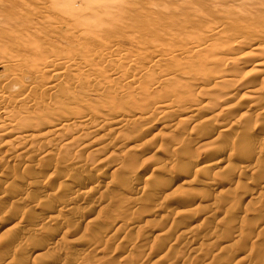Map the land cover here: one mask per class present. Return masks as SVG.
Segmentation results:
<instances>
[{
	"label": "rangeland",
	"instance_id": "rangeland-1",
	"mask_svg": "<svg viewBox=\"0 0 264 264\" xmlns=\"http://www.w3.org/2000/svg\"><path fill=\"white\" fill-rule=\"evenodd\" d=\"M117 1H119L120 4L124 3V0H121L123 2H121L120 0ZM0 2H4V5L7 4L10 7L9 8L6 5L3 8V10H0V20L4 21L5 20L4 17L6 15H11L12 17V15L15 14L14 12H19V14L22 15L24 10H25L24 16H20V17H25L29 19L30 18L41 19L39 18V15H34L33 13L34 11L32 9H29V11L32 12L31 14L29 11H27V9H22V7L17 6L16 4L17 1L13 5L6 2V0H0ZM127 2L128 0H125V3ZM129 2L125 5H128ZM130 4H132L133 6H131ZM130 4L129 5L131 6V8L129 7V5H128L129 8L126 6L127 9L121 11L120 14L117 15L118 18L117 17L114 18L115 23L118 20L119 22L117 23L120 24L121 22L122 25L119 26L116 23V25H118L119 28H121L120 30L118 26L116 27L117 29H119L121 33L117 34V32H119L117 30L115 35H113L112 37L115 49L118 51V53H120V55L123 54L125 56L126 55L135 56V52H137L136 49H138L139 43L143 42L140 45L143 46L147 50V52L149 51L148 53L149 57L147 56L148 60L146 59L147 57L137 58L133 66V70L135 71L141 69L142 67H147V66H149L151 69L153 68L154 70H158V67L160 66L162 68L159 67V69L164 68L165 73L169 77H172L174 75L172 78H180L179 76H181L180 75L181 70H179L180 68H177L178 70H176V67H172L171 65L173 64L175 66V63L179 64L178 63L179 61L180 64L181 62L183 63V61L187 62V59L181 58L178 60V62L171 64V62H169L171 60H169L168 57L158 58L160 53L162 54L164 50L162 48L165 47L167 48L168 44L171 43L169 39L172 40V44L175 46L174 48H180L178 47L180 43H181L180 46H182L183 48L194 47V45H192L193 43L195 44V46H197V43L199 44V41L197 42V38L191 37L186 39L182 37L180 35L182 31H193L196 33L198 32L200 35L201 34L203 35V31L201 32V30H203V27L205 28L207 27L206 33L204 32L205 33L204 36H211V39L213 40V42H215V39H217L216 41H218L219 39L226 40L225 38H223L226 37V35L220 34L223 37L219 35H214L217 36L214 37L210 33L208 34L207 30L210 27L214 28V26H216L215 28L224 27L223 28L224 31L229 35V36L227 35L228 36L227 38L235 41L236 39L239 40V37L241 36L243 37L246 36L245 38H247L253 35L255 36L253 38L256 37L258 38V35L260 34V30H261V28L258 25V22H264V0H131ZM134 5L136 8H134ZM1 13L4 14L2 15ZM27 13H29L30 15ZM167 22L169 23V25ZM124 23L126 25L128 24L127 26L125 25L127 28L128 26H130L129 29H124L125 27L123 26ZM8 24L9 23L6 22L4 24L5 25L4 27H7ZM131 26L133 28H131ZM241 26L243 28V31H241L242 30ZM251 27L253 29H251ZM198 28L199 31H197ZM46 30L47 29L44 28V31ZM166 31H168V33ZM169 32L171 35H169ZM229 32L230 34L233 35L236 34L234 35L236 39H233L234 36L232 35L231 37ZM116 34L119 36L124 35L123 39H118L117 37L119 36H117ZM114 36L116 37V39ZM121 36L119 38H122ZM182 38L189 40V42L184 41ZM0 39L4 40V38L3 39L0 38ZM156 39H158L156 45L159 43L157 46L155 45ZM135 40H139L138 43ZM166 40H168L169 43ZM175 40L176 41L180 40L179 41L180 43L176 42ZM151 42L153 43L152 45ZM177 43L179 44L178 46ZM162 44H165V46L163 45L164 46L163 47ZM150 45L151 46L154 45V48H152ZM63 47H64L63 45H59L55 47L56 48L55 50L60 51V49L57 48H63ZM93 47L94 45H91L89 48H93ZM5 52H9V50L5 48ZM17 52L18 50L16 51V53ZM19 52L24 53L23 51H19ZM156 54L158 55L157 57L155 56ZM204 54L207 53L204 51ZM151 58L153 59L151 60L152 63L150 61ZM112 63L111 62L104 63L103 68L106 72L113 71L110 75V79H112L115 85L117 82H118L117 85H119L120 84L119 82L123 83L122 79L125 76H129V74L125 73L123 75H118L117 71L119 70V67L121 65L119 66V64L116 63L112 64ZM167 68H169V71ZM245 72L247 71H243V73ZM41 80L42 79H40L39 77L28 80L26 76L20 74L16 80H12L11 82H9V85H7V87L4 86L3 90L9 91L11 95L13 94L20 95L21 94L20 91L23 90L25 84L31 85L29 93L26 94L25 97H21L23 98L22 100L16 102L18 99L16 98L15 100L16 103L14 102L12 105L11 104L9 105V103L5 104V109L12 110L13 112L15 108H19V107L21 108L25 104L27 109L29 108L28 110L30 111L26 110V115L21 114V117L24 116L28 121V123H31L35 119H38L40 122H45V121L54 122L55 120H61L64 122V120L66 121V119L69 120L71 118L70 115H73V113L84 111L82 106L85 105L84 104L85 102L86 105L97 106L98 104L101 103L100 101L103 100V96L101 97L95 92L97 90L96 86H92L90 90H81L79 86H74V85L72 86V84L69 83L70 81H68L69 80L68 75H66L63 78L64 84L57 87L55 92L50 95V98H48L49 93H47L45 90H42L40 86V85H45L47 80H43L42 83ZM66 86L71 88L70 96L68 91L65 92ZM255 88L257 87H254V89ZM124 89H126V86L123 87V90ZM248 95L249 94L247 92L244 93V91H238L237 93L233 94L234 97L231 96L225 99L222 105L223 107L217 109L218 111L216 110L217 114L220 113L218 118L219 120L217 123L221 125L223 124V122L229 124H231L232 121L235 122L234 123L235 125L231 124L232 126H234L232 127L234 129V132L232 131L233 130L232 129L230 131H227L226 132L227 134L225 133V131H224L225 134H222L223 131L220 128H218V131L216 132L217 134L215 133L213 137H210L209 139L201 142V144L205 143L202 146H199L198 144L199 139L197 134H195V136L194 134H191L185 139V137H183L182 135L180 136V134L178 135V133L174 134L175 132L174 127L176 125L170 127V129L169 128L165 129L160 125L154 124L153 127L151 128L152 126L151 122L153 123V121L148 122L150 123L148 128L151 129L149 133H147L146 137L147 138L152 137L150 141L151 144L149 143L147 147H144L142 149V152L138 155V157H136V159L130 160V161L135 160L134 162H130V164L131 163L135 164L136 162L135 166H133L132 164L133 168L131 167L130 169L133 172L130 173L129 171H127L121 173L119 170L115 174L117 175L119 173L118 176L119 178L114 177L115 175L112 176L111 174H109L110 173L109 171L112 170L111 167L113 165L121 162L120 160L123 159L122 163L125 162L124 155L126 154L124 153H126V151L124 152V149L122 148L123 149L122 152L119 153L118 151H121V149L111 150L105 145V144L107 145L109 144V141L107 142V140L109 139L111 143V140L113 139V138L111 139V137L114 136V134H112L114 132L112 131V133H110L111 128L106 125H104L99 131H96V133L91 134L86 138L87 147L85 146V148L82 149H80L79 147L78 149L81 150V151L80 150L77 151L79 152V154L76 153L74 156L73 155L69 156L68 153L63 154V157L64 156L66 157V158L64 157V160H59L58 157L61 155L59 152V156H58L57 154L58 150L55 151L57 152L56 154L55 152L52 153L53 155L50 153L51 156H49L50 154L45 155L44 156L45 159L40 157L36 158V156H28V155L27 157L23 155L22 157L20 156L21 158H19L18 153L15 155L13 153H9L3 147H0V248H1L0 264L3 263L5 264L6 261L12 263L14 262L15 264H34V263L35 264H46V263L47 264H97L99 259L100 260L98 264H206V263L207 264H253L252 261L253 262L256 261L255 264H264V233H263L264 232V206H263L264 190L262 189L263 187L262 185H264V180L260 184V189L256 191V192L260 191L259 195H257L254 186L258 178L257 174L259 172V169L257 168L258 172L255 170L256 168H254L252 171L244 170V172L240 168L239 171H237L238 169L233 170L236 166H241L242 168L250 165L243 162L242 159L244 158V156L255 157V158L259 157L260 161H262L261 162L262 167L264 168V123H263L264 114L258 116L259 118H257L255 121L257 122V124H259L258 122H261L263 125L259 126L258 129L254 131H249L248 133L246 130L244 131V129H247L246 125L247 126L251 125L250 126L251 128L253 126L252 124H254L255 122L254 123L251 122L248 124L247 123L239 124L236 122L237 121L236 118H238L237 116L239 114V111L243 109L246 110L249 108L248 107V105L250 104L249 99H242L244 97L248 98L249 97ZM67 96L69 98L66 100ZM74 96L77 98L81 97L80 99L82 100V102L80 100L77 101V103L72 104L71 103L72 101H68L70 100V97H74ZM55 97H57V100ZM29 100L31 101L44 100L46 101V103H48L49 105L51 104L52 106L46 107L45 109L37 108L38 110L37 109L35 110L36 107L32 106ZM58 100L59 102H57ZM27 102H29V104ZM232 104L234 106L233 112L235 114L232 113L233 115L230 114L231 115L230 116L226 110V107L227 106L228 108L230 106L232 107ZM243 104L245 107L248 108H244ZM68 105H70L69 108ZM56 107L61 108L60 109L61 112L58 111L60 112V114L58 113L56 115V113L53 111L52 108L56 109ZM74 110L77 111L73 112ZM235 110L237 113L235 112ZM27 111L29 112L30 115L27 113ZM40 111L41 113H39ZM226 112L229 115L227 118L224 117L226 115ZM62 113L64 115H62ZM66 114L67 116H65ZM76 114L77 113H75V115ZM36 117H43V118L40 119ZM29 118L31 119L29 120ZM135 126L138 129H143L147 127L144 126L142 128L141 126L138 125ZM107 128L109 129V133ZM184 128L187 132L188 131L187 129H189L190 127H184ZM69 130L67 128V131L65 130V132H63L64 138H66V136H68L69 133L72 134V132ZM229 132L230 134L231 132L235 134L230 135ZM31 134L34 135L33 133H30V135ZM161 134L162 135L171 134V136L176 135L175 138L178 136L181 137L180 139L182 140V142L184 141L183 143L187 142V147H188L187 151L185 153L181 152L182 150L180 149L181 150L180 151L178 149V146H176L177 144L176 145L173 144L175 147L171 148L172 145L171 141L175 143L174 142L175 139L173 138V136H172L173 140L171 139V136L168 138V141L171 140L170 142H166L167 141L166 138L164 141L166 143L164 145V143L161 142L162 139L164 140L163 138L164 136L162 137ZM239 134H241V136ZM231 136H232V140L230 138ZM140 137L136 142L129 144V146L130 145L133 146L134 150L140 148V145L142 143V137L141 138ZM238 138L240 140H238ZM180 139L178 142H180ZM245 139H248L249 142L246 143ZM139 140L140 142H138ZM63 143L64 141L62 142V144ZM219 146H222L221 148H227V149L231 148L233 151L232 152L233 157L225 158V156H221L218 153V149H217L219 148ZM105 147H107L106 150ZM37 148L39 150H42L43 147L38 146ZM177 150H179L178 151L180 152L179 154H177L178 153ZM16 156L18 157L16 158ZM209 157L211 159L210 161L212 160L214 161L216 159H221V161L216 166H211V167L203 166L202 169V165L207 163L206 161L207 158L209 160ZM11 158L13 159V161L11 163H8L7 160ZM60 158L63 159L62 156ZM59 161L61 162V164ZM171 161H174L176 163V166L174 165L175 166L174 169L173 166L167 168L168 163H170ZM192 161H195V163L193 164ZM158 163L159 164L161 163V165L163 164L162 165L163 167L160 169L157 168L156 171L155 170L152 171L151 168L159 165ZM184 166L185 167L187 166L189 170L184 175L183 174L181 175L180 173L181 170H184L185 168ZM52 167L53 169L57 168L56 170H54V173L51 172V170H53ZM75 167L79 169L75 170L76 169ZM104 167H105L104 170L105 175L103 176L102 174L103 177L98 178L97 173L99 172V169L100 168L102 169ZM198 167L200 170L198 169ZM46 168L47 170H45ZM166 168L170 171H168ZM166 172L169 174H167ZM262 172H263L262 177H264V169ZM125 173L126 175H124ZM39 174L43 176H40ZM125 176L128 177L131 176V179L128 177L125 178ZM171 176L172 178H170ZM147 177L149 178V180H147L148 179ZM79 178L83 179L86 183L83 185V187L81 186V189L80 187L75 188L72 186L73 180ZM97 179L100 182V184H98V189H97L99 191L96 192L91 197H88V199L85 198L84 200L78 197L76 200L71 201L69 200L70 197L68 195H65L66 194L65 190L70 188V186L73 187L72 191L78 190L77 192H82L83 189H87L92 185V183L94 184V182ZM26 180L27 182L29 181V183L31 181L32 184L35 182V184L37 185L33 184L35 186H31L32 184L30 183L31 185H29V183H27ZM36 180L39 181L37 182ZM126 180L128 183L125 182ZM163 180L172 181L170 183L171 184L170 190L171 192L175 191L174 193L175 195L172 194L170 198L169 196L162 197L163 199L157 198V196L155 197V194L151 196V194L154 193V190L156 188L155 186L157 187L158 185L161 186ZM129 183H131L132 186ZM142 186H145L144 189L141 188ZM146 186L149 189L148 191ZM247 188L248 190H252L253 188L254 193L252 191L250 192L248 191L247 194V191H245V189L247 190ZM142 190L144 191L146 190V191L144 192ZM170 190L167 191V194L170 193ZM147 192L148 195L150 194V196L153 197L154 199L152 198L153 199L152 200L151 198H149V200L143 205L141 204V200L148 198L147 197L148 195H146ZM121 194L123 196L129 197L128 200L126 201L121 200L118 197V195ZM64 195L67 196L68 199ZM250 195H252V197ZM37 197L39 198V200ZM241 197H245V200L242 201L243 204L242 203L241 205L238 204L239 206H237L231 213H229L228 211L229 215H227V212H224L226 210L224 208L227 207L229 202L230 203L235 202L238 200V198ZM165 198L166 200H164ZM167 198H169L170 200L169 199L167 200ZM63 199L65 200L67 199L68 202H66ZM248 199L251 200L249 201ZM255 200L257 201L255 205L254 203L251 204L252 202H255ZM62 201L65 203V205H63L64 203ZM247 202L249 204H247ZM70 203H72V205ZM260 203L263 205H260ZM129 205L130 208L128 207ZM211 206L212 207L217 206V208L220 209V210L218 209L219 212L217 211L216 213L217 208L214 209ZM45 207L47 211L49 210L50 212L49 211L47 212L46 209H43ZM47 207H49V209ZM65 207H67L68 209V210L66 209L67 210L66 213H65L66 211ZM14 211L21 212V218L19 220L13 218ZM43 211L45 212L43 213ZM56 211H62V212H60L61 214H57L58 212ZM187 211L190 212L188 213ZM36 213L41 214L43 220H41L40 222L43 221V223L36 222L35 224H32L30 226V223L27 224L28 222L27 220L30 219L31 221L32 220L31 218H33V216ZM62 213L65 214L63 215ZM186 214L188 217H185ZM24 216L26 217V219L24 218ZM56 217L58 218L62 217L61 219L64 220V222H66L65 224L67 225L63 224L64 223L63 222L62 224L63 226L65 225L64 226L65 228L62 226V228L58 230L59 232H57L58 233L57 236L53 238L51 241H48L46 237V233H47L46 230L48 228L51 229L52 227L53 228L59 227L58 225L53 226L54 225L53 223H55L56 220L58 222L60 221V223L62 221L60 220V218L58 220ZM44 218H46V221ZM51 218L54 221L51 220ZM225 218L226 220L227 219L228 220L225 221ZM228 221L230 222L231 225L229 224ZM232 223L235 224H233L232 226ZM37 224H39L40 229ZM227 224H229V226ZM261 225L263 228H261ZM45 227L47 228L45 229ZM210 227L212 229L216 227L214 230L215 231L218 230L217 233L213 230L212 232ZM239 227L241 228V231ZM25 228L28 229L32 234L35 233V231H37L36 233L38 234L35 233L34 235H32ZM258 228L261 229L259 230ZM183 232L184 234H182ZM192 233H194L195 236H193ZM209 233L211 234L215 233L216 235H218V238L214 235V237L217 238V240L212 235L210 236ZM257 233L261 235H258ZM98 235L99 237H101V241H103L100 243L101 245L98 247L101 250L100 251L90 250L89 244L93 243L94 242L93 240L95 239L94 237ZM122 235L125 236L124 238L126 240L125 239L122 240L123 239ZM41 237H43L42 240H40ZM237 237L240 239L239 241L236 242L235 239H237ZM211 239L212 240L215 239L214 243L213 241L212 243H210L211 241L207 243ZM254 239L256 245L253 243V245L251 246L253 248L249 249L251 248L249 246V243L250 242L252 243V240ZM44 240L45 242L46 241L47 242L45 243ZM23 241H25L24 244ZM200 241L202 245L204 244L202 248L199 247ZM56 242H59V244H57ZM238 242H240L239 245ZM49 243L51 245H49ZM141 243L146 244L145 250H143L142 246L141 247L139 246ZM52 244L54 246L53 248H51ZM32 245L35 246L33 247ZM58 245L60 247H58ZM195 246L197 247V249ZM14 247L15 249L17 248L16 250L17 252L15 251ZM21 248L22 250H20ZM24 249H27L26 256L24 257L20 255L15 256V254L18 253V250L20 252L23 251ZM190 249L192 250L191 252ZM9 251L11 252L10 254H14L15 252L14 257H12L13 261L10 260L11 259L10 256H8L7 258H3L5 254H9L7 253ZM43 251L44 252L47 251V253L45 254ZM36 253L38 255L39 253H41L40 254L41 257L38 259L37 258L33 259L34 254ZM209 260L211 263L209 262Z\"/></svg>",
	"mask_w": 264,
	"mask_h": 264
},
{
	"label": "bare ground",
	"instance_id": "bare-ground-1",
	"mask_svg": "<svg viewBox=\"0 0 264 264\" xmlns=\"http://www.w3.org/2000/svg\"><path fill=\"white\" fill-rule=\"evenodd\" d=\"M6 2H8L11 5L15 4V2H16L17 6L22 7V9H27V11H29V9H32L34 11L33 12L34 15H39V18H41V19L35 18L36 19L35 20L32 18L29 19V18H25V17H20V16H24V14H25L24 13L25 10H24L22 15L19 14V12H14L15 14L12 15V17H11V15H6L5 17L2 16V17H4L5 20L4 21L0 20V38H2V39L4 38V40L0 39V147H3L9 153H13L15 155L18 153L19 158H21L23 155L25 157H27V155H28V156H36V158L40 157V158L45 159L44 158L45 155H49L50 153L52 154L58 150V153L55 152V154L57 153L59 156V152H60V155L62 156L63 159L60 158L61 156H59L58 158H59V160H64L65 156L63 157V154L68 153L69 156H71V155L74 156L76 153L79 154V152H77L78 150L85 148V146L87 147L86 138L89 135L96 133V131H99L104 125H106V126L111 128L110 133H112V131L114 132V133H112V134H114V136L111 137V139L113 138L111 140V143H110V139H109V140H107V142L109 141V144L108 145L105 144V145L111 150L121 149V151H118L119 153H121L123 149H124V152L126 151V153H124V154H126V155H124L125 156V162L122 163V160H123L122 159V160H120L121 162L113 165L111 167L112 170L109 168L111 170V171H109L110 172L109 174L114 176L119 170L121 173H124L127 171H129L131 173V172H133L130 170L133 163L130 164V162H134L135 160H132V161H130V160L136 159V157H138V155L142 152V149L144 147H147V145L149 143L151 144L150 141H151L152 137L147 138L146 136L154 124L160 125L161 127L165 128V129L166 128L170 129V127H173L176 125L174 127L175 132L173 131L174 134L178 133V135L179 134H180V136L182 135L183 137H185V139L191 134H194V136H195V134H197L198 139H199L198 140L199 142L198 141L197 142H198L199 146H202L205 143L201 144V142L209 139L210 137H213V135L218 131V128H220L223 131L222 134H225L227 131H230L233 129L232 127H234V126L231 125V124L235 123L233 121L231 122V124L224 123L223 122L224 120L222 121L223 124H221V125H219L217 123L219 120L218 118H219L220 113L217 114L216 110L223 107L222 105H223V102L225 101V99L233 96V94L237 93L238 91H244V93L247 92L249 94L248 98L244 97L242 99H249L250 102L249 101L248 102L250 104L248 105L249 108L245 107L243 104L244 108H248V109H246V110L243 109V110L239 111V114L237 116L238 118H236L234 116L237 119V121H236L237 123H239V124H246V123L248 124L251 122L254 123L256 121V119L259 118L258 116L264 114V22H258V25L261 28L260 34L258 35V38L257 37L253 38V37H255L253 35L251 37H247V38H245L246 36L245 37L241 36V37H239V40H238L234 36L236 34L233 35V34H230V32H229L231 37L233 35L234 36L233 39L237 40V41L236 40L233 41V40H230L229 38H227L229 35L224 31V29H223L224 27L223 28H218V27L215 28L216 26H214V28L210 27L207 30V33L208 34L210 33L212 36H214V35L222 36L220 34H224V35H226V37H223V36L222 37L225 38L226 40H220L219 39L220 41L219 40L216 41L217 39H215V42H213V40L211 39V36H204V34L206 33L207 27L206 28L203 27V30H201V32L203 31V35L202 34L200 35L198 32L196 33L193 31H182L181 32L180 35L182 37H184L186 39L193 37V38H197V42L199 41V44L197 43V46H195V44L193 43L192 45H194V47H191V48H185V47L183 48L182 46H180L181 45V43L179 42L180 40L179 41L175 40L176 42L180 43V45L177 43V46L179 45L178 47H180V48H174L175 46L172 44V40L169 39L171 41V43H169V41L166 40L169 43L168 47L162 48V49H164L162 54L160 53L159 56L156 54L155 55L156 57L157 56H158V58L168 57L169 60H171V61H169V62H171V64L178 62V60L181 58L187 59V62L183 61V63L181 62V64H180V61H179L178 62L179 64L175 63V66L173 64L172 65L170 64L172 67H176V70H178L177 68H180L179 70H181V73H180L181 76H179L180 78H172L174 75L172 77H169L165 73L164 68L159 69L160 66L158 67V70H154L153 68L151 69L149 66L142 67L141 69H138L135 71L133 70V66H134L137 58H144V57L146 58L147 56L149 57V54H148L149 51L147 52V50L143 46L140 45L143 42L139 43V45L137 44L139 47H138V49H136L137 52H135V56H133V55L132 56L131 55L125 56L123 54L120 55V53H118V51L115 49L112 37H113V35H115L117 30L118 31H119V29L121 30V28H119V26L121 25V22H120V24L117 23L119 21L116 19L117 20L116 23L119 26L116 25V23L114 22V20H115L114 18L115 17L118 18L117 15L120 14L121 11H124L127 9L126 6L128 7V5L131 3V0H128V2H129L128 5H125L128 3V2L125 3V0H124V3H121V4L117 0H34V1L33 0H6ZM121 2H123V1H121ZM6 5H4V2H0V10H3V8ZM130 5L133 6L132 4H130ZM130 5H129V7L131 8ZM134 8H136L135 5H134ZM14 10H11V11H14ZM30 13L32 14V12H30ZM27 14H29V13H27ZM31 16H33V15H31ZM6 22H8L9 24L7 25V27H4L5 26L4 24ZM125 25L126 24L124 23L123 26H125ZM168 25H169V23H168ZM117 26L119 29L116 28ZM222 26H224V25H222ZM125 27H124V29H129L130 26H128V28L127 27L125 28ZM253 27H255V26H253ZM44 28H46L47 30L44 31ZM131 28H133V27L131 26ZM204 28H205V31H204ZM241 28H242V26H241ZM251 29H253V28L251 27ZM195 30H196V28H195ZM197 31H199V28ZM241 31H243V28ZM166 32L168 33V31H166ZM119 33H121V32L120 31L117 32V34H119ZM238 33H237V36H238ZM42 35H44V36H42ZM169 35H171L170 32H169ZM117 36H119V35H117ZM123 36L124 35L121 36L122 38H119V37H117V38L123 39ZM214 37H217V36H214ZM115 39H116V37H115ZM186 39H183V40L189 42V40H186ZM124 40H125V37H124ZM135 41H137V43H138L139 40H135ZM155 41H156L155 42V45H156V43L158 42V39H156ZM175 41H174V43H175ZM190 42H193V41H190ZM183 43H185V42H183ZM152 44L153 43L151 42V45ZM59 45H63L64 47L63 48H57V49H60V51L55 50L56 49L55 47H57ZM91 45H94V47L89 48ZM163 45L165 46V44H162V46ZM151 47L154 48V45ZM5 48H7L9 50V52H5ZM12 49H15V50H12ZM17 50H18V52L16 53ZM19 51H23L24 53H20ZM204 51L207 54H204ZM148 57L146 58L147 60H148ZM151 60H153V59L151 58L150 61ZM108 62H111V63L113 62L112 64H114V63L119 64V66L121 65L119 67V70L117 71L118 75H123L125 73L129 74V76H125L122 79L123 83L119 82L120 84L117 85V83H118L117 82L115 85L113 83L112 79H110V75L113 71L112 72L111 71L106 72L103 68L104 63H108ZM151 63H152V61H151ZM155 68H156V66H155ZM160 68H162V67H160ZM169 68H170V66H169ZM169 68H167L168 71H169ZM243 71H247V72L243 73ZM241 73H243V74H241ZM20 74H22L23 76H26L28 80L33 79V78L35 79V78L39 77L40 79H42L41 83L43 82V80H47L45 85H40V86H41L42 90H45L47 93H49L48 98H50V95L55 92L57 87L64 84L63 78L66 75H68V77H69L68 81H70L69 83H71L72 86L73 85L79 86L81 88V90H90L92 88V86H96L97 90L95 92L99 96H101V97L103 96V100H101L100 101L101 103L98 104L97 106L86 105V102H85L84 103L85 105L82 106L84 111L75 112L77 110H74L73 112L77 113L76 115H75V113H73L71 111L73 113V115H70L71 118L69 120L66 119V121L64 120V122L61 120H55L54 122L49 121L50 123L48 121H45V122H47V123H45V122H40L38 119H35L34 121L31 120L32 121L31 123H28V121L26 120V118L24 116L21 117V114L26 115V110L29 109V108L27 109L25 104L21 108L20 107L15 108V110L13 112H12V110L5 109V104L9 103V105L10 104L12 105L15 102L16 98H18L16 101V102H18V101L23 99L21 97H25V95L29 93L31 85H26V84H25V87H23V90L20 91L21 94L20 95L16 94L17 96L15 94L11 95L9 93V91L3 90L4 86L7 87V85H9V82H11L12 80H16ZM240 75H242V76H240ZM66 83H67V81H66ZM67 86L65 88L66 90L65 89L64 90H65V92L68 91L69 96H70L71 95L70 94L71 88H69ZM124 86H126V89L123 90ZM254 87H257V88L254 89ZM40 90H39V93H40ZM55 98L57 100V97H55ZM68 98L69 97L67 96L66 100ZM78 98L75 96L70 97V100H68V101H72L71 103L75 104V103H77V101L81 100L80 99L81 97L79 99ZM35 99H36V97H35ZM242 99H240V100H242ZM59 100L57 102H59ZM29 102L32 106L36 107L35 110L37 108L45 109L46 107L52 106L51 104L49 105L48 103H46V101H44V100H40V101L29 100ZM29 102H27V103L29 104ZM81 102H82V100H81ZM69 106L70 105H68V108H69ZM233 107H234L233 104H232V107L231 106L229 108H228V106L226 107V110L229 113V115L234 113ZM71 108H72V106H71ZM52 109L56 113V115L58 113L60 114V112H61L60 111L61 108L56 107V109H54V108H52ZM32 110H34V109H32ZM236 110H235V112H236ZM28 111H30V110H28ZM28 111H27V113L29 114ZM41 111L39 113H41ZM58 111H60V112H58ZM227 112H226V115L224 116L226 118L229 116L227 114ZM44 113H45V111H44ZM63 113H62V115L65 114V113L64 114ZM52 116H53V114H52ZM65 116H67V114ZM31 118H29V120ZM36 118L41 119L43 117H36ZM150 121H153V123L151 122L152 126H151V128H148L149 124H150L148 122H150ZM227 121H228V119H227ZM234 121H235V119H234ZM127 123H129V124H127ZM258 123L259 124H257V122H255L254 124H252L253 126L251 128H250L251 125L250 126L246 125L248 130L244 129V131L246 130L248 133L249 131H254V130L258 129L259 126L263 125L261 122H258ZM186 124L189 126H187ZM128 125H130V126H128ZM135 125L141 126L142 128L144 126H147V127L143 128V129H138V128H136ZM132 126H134V127H132ZM244 126H243V128H244ZM184 127H190L189 128L190 130L187 129L188 131L186 132ZM67 128H68V130L70 129L69 131H71L72 134L69 133V135L66 136V138H64L63 132H65V130L67 131ZM260 128H262V127H260ZM107 130L109 133L108 128H107ZM224 131H225V133H224ZM232 131L234 132V129ZM219 132H221V131H219ZM30 133H33L34 135H32V134L30 135ZM169 133H170V131H169ZM222 134H220V135H222ZM229 134H230V132H229ZM231 134H233V133L231 132ZM165 135H162V137L164 136L163 137L164 140L162 139V141H161L162 143H164V145L166 142L171 141V140L168 141V138L171 136V134L166 135V137H165ZM239 135L241 136V134H239ZM140 136L142 137V143L140 145V148L137 147L139 149L134 150L133 146H131V145L129 146V144L136 142ZM172 136H171V139L172 140H173V138L175 139V141H174L175 143H173V141H171L172 145L177 144L176 146H178V149L179 150L181 149L182 151L181 150L180 151L185 153L187 151V148H188L187 142L183 143L184 141L182 142V140L180 139L181 137H179V136L176 137V138L180 139V142H178L179 139L175 138L176 135L173 136V138H172ZM232 136L230 137L231 140H232ZM166 138H167V141L164 142ZM231 140H230V142H231ZM238 140H240V139L238 138ZM238 140H236V141H238ZM63 141H64V143L62 144ZM138 142H140V140ZM211 142H212V140H211ZM245 142L248 143L249 142L248 139H245ZM208 143H209V141H208ZM172 145H171V148L175 147L174 145L173 146ZM220 145H221V143H220ZM38 146H42L43 147L42 150H39L37 148ZM104 146H102V147H104ZM79 147H80V149H78ZM107 147H105V150ZM221 147L222 146H219V148H217L218 153L221 156H225V158L226 157L227 158L233 157V155H232L233 151L231 148L227 149V148H221ZM179 150H177V152ZM215 150H216V148H215ZM104 152H106V151H104ZM114 152H116V151H114ZM179 153L180 152H178L177 154H179ZM183 153H181V154H183ZM51 154L49 156H51ZM17 157L18 156H16V158ZM210 160H211L210 157H209V160L207 158V161H206L207 163L202 165V169H203V166L204 167L216 166L221 161V159H216L214 161L213 160L210 161ZM242 160L244 163L250 164V165L247 167H242V168H241V166H236L233 170L238 169L237 171H239L240 169H242L244 172V170L245 171H252L254 168H256L255 170L258 172V170H257V168H258L259 169V172L257 174L258 178H257V181H256L255 186H254L255 192H256L260 189V184L264 180L263 179L264 177H262L263 176L262 171L264 169L262 167V164H261L262 161H260L259 157L255 158V157H245V156ZM12 161H13L12 158L7 160L8 163H11ZM189 163H190V161H189ZM192 163L194 164L195 161H192ZM55 164H57V163H55ZM60 164H61V162H60ZM135 164H136V162H135ZM135 164H133V166H135ZM162 165L160 163L159 165H157L151 169H152V171L153 170L156 171L157 168H159V169L162 168L163 167ZM174 165L176 166V163L174 161H171L170 163H168L167 168H170L173 166V169H174V167H175ZM77 167H75L76 168L75 170L79 169ZM79 167H81V166H79ZM186 167L184 168V170H181V173H180L181 175L182 174L184 175L185 173L188 172L189 168L188 167L186 168ZM212 168H214V167H212ZM43 169H44V167H43ZM52 169H53V167H52ZM56 169L54 168L53 170H51V172L54 173V170H56ZM100 169H99V172L97 173L98 178L103 177L105 175V171H104L105 167L102 168L101 170ZM198 169H199V167H198ZM45 170H47V168ZM195 170H196V168H195ZM199 170H197V171H199ZM168 171H170V170H168ZM226 173H228V172H226ZM55 174H57V173H55ZM102 174H103V176H102ZM167 174H169V173H167ZM124 175H126V173ZM40 176H43V175H40ZM118 176H119V173L117 175H115L114 177H118ZM127 177L128 176H125V178H127ZM150 177H151V175H150ZM128 178L131 179V176ZM170 178H172V176ZM147 180H149V178ZM118 181H119V179H118ZM130 181H133V180H130ZM163 181H162L161 186H159V185H158V187L155 186L156 188L154 190V193L151 194V196L155 194V197L157 196V198H162L165 196H169V198H170V196L172 194L175 195L174 194L175 191L171 192V190H170V188H171L170 183L172 181L166 180V181H164V183H163ZM26 182H27V180H26ZM98 182L99 181L97 179L94 182V184L92 183V185L90 187H88L87 189H83L82 192H77L78 190L72 191L73 187H75V188L80 187V189H81V186L83 187V185L86 183L81 178L75 179L72 182L73 187H71V186H70V188L67 187L68 189L65 190L66 192L64 191L66 193L65 195H68L70 197L69 200H71V201L76 200L78 197L80 199H84V200H85V198L88 199V197H91L92 195H94L96 192L99 191L97 189H98V184H100V182L99 183ZM125 182H127V180ZM27 183H29V181ZM30 183H31V181H30ZM30 183H29V185L32 184V183L31 184ZM131 183H129V184L131 185ZM211 183H213V182H211ZM33 184H35V182ZM33 184L31 186L37 185V184H35V185H33ZM110 185H111V183H110ZM127 186H128V184H127ZM262 186L264 187V185H262ZM144 187L145 186H142L141 188L144 189ZM263 187H262V189L264 190ZM121 188H123V187H121ZM148 190L149 189L147 187V191ZM168 190H170L169 194H167ZM129 191H130V189H129ZM142 191H144V190H142ZM245 191H247V194H248V191L249 192L252 191L254 193L253 188H252V190H248V188H247V190L245 189ZM259 192H256L257 195H259ZM244 194H246V193H244ZM250 194H252V193H250ZM121 195H118V197L121 200H123V201L128 200L129 197H126L123 195L121 196ZM146 195H148V192ZM151 196L149 194L147 196L148 198L146 197L147 199H144L145 198L144 197L143 198L144 200H141V204L144 205V203H146L149 200V198L152 199L153 197H151ZM250 196L252 197V195H250ZM260 196H262V195H260ZM2 197H3V195H2ZM65 197L67 198V196H65ZM169 198H167V200ZM246 198H248V197H246ZM34 199H36V198H34ZM67 199L66 200L63 199V200L68 202ZM38 200H39V198H38ZM164 200H166V198ZM244 200H245V197H241V198H238V200L235 202H232V203L229 202L227 207L225 206L226 208H224L227 211L226 210L224 211V209H223V211L227 212V215H229V213H231L237 206H239L238 204L241 205L242 201H244ZM248 200L250 201L251 199H248ZM259 200H260V198H259ZM135 201H137V200H135ZM248 202H247V204L250 203V202L249 203ZM256 202L257 201L255 200V202H252L251 204L254 203V205H255ZM70 204L72 205V203H70ZM63 205H65V203ZM130 205L128 206L129 208H130ZM260 205H263V204L260 203ZM217 206H218V204H217ZM217 206H213V207L211 206V207L215 209V208H217ZM47 208L49 209V207H47ZM43 209H46V207ZM66 209H67V207H65V210ZM154 209H156V208H154ZM218 209L219 208L216 209V213H217ZM67 210L65 211V213L67 212ZM46 211H47V209H46ZM228 211H229V213H228ZM44 212L45 211H43V213ZM56 212H58L57 214H61L60 212H62V211H56ZM39 213H36L35 215L33 214L34 216H33V218H31L32 220L30 221V219H29V220H27L28 222L26 221L27 224L30 223V226H31L32 224H35L36 222H40L41 220H43L41 214H39ZM55 215H54V217H55ZM25 216H24V218L26 219ZM62 217H59L60 220H62L61 219ZM185 217H188L187 214ZM222 217H223V215H222ZM13 218L19 220L21 218V212L14 211ZM56 218L59 220L58 217H56ZM44 219L46 221V218H44ZM51 220H53V219L51 218ZM227 220L225 218V221H227ZM53 221H51V222H53ZM51 222H50V224H51ZM57 222L58 221L56 220V222L53 223L54 224L53 226L58 225L59 227H57V228L52 227L51 229L48 228L49 230L48 229L46 230L47 233L45 232L48 241H51L53 238H55L58 234L57 232H59L58 230H60V228H62L63 224L66 223V222H64V220H62L61 223H60V221L58 223ZM40 223H43V221ZM229 224H230V222H229ZM229 224H227V225L229 226ZM233 224H235V223H232V226H233ZM240 224H241V222H240ZM37 225L39 227V224H37ZM37 225H35V226H37ZM65 225H67V224H65ZM35 228H34V230H35ZM46 228L47 227H45V229ZM215 228L212 229L210 227L211 231L212 230L215 231L214 230ZM261 228H263L262 225H261ZM261 228H258V229L260 230ZM39 229H40V227H39ZM26 230H28V229H26ZM211 231H209V232H211ZM217 231L218 230H216L215 232L217 233ZM240 231H241V228H240ZM262 231H260V232H262ZM28 232L31 233L29 230H28ZM36 232L37 231H35V233ZM35 233H33V234L31 233V234L34 235ZM36 234H38V233H36ZM182 234H184V232ZM187 234H189V233H187ZM192 234H193V236H195L194 233H192ZM209 235L210 236L212 235L213 237L215 235L218 238V235H216L215 233L214 234L209 233ZM258 235H261V234H258ZM11 237H12V235H11ZM124 237L125 236L122 235V238H123L122 240L125 239ZM42 238L43 237H41L40 240H42ZM94 238H95L93 240L94 242L89 244V248H90V250L100 251L101 249L98 247L101 245L100 243L103 241H101V237H99V235L95 236ZM217 238H215V239L217 240ZM114 239H115V237H114ZM207 239H208V237H207ZM220 239H221V237H220ZM239 239L240 238L237 237V239H235L236 242L239 241ZM255 239H256V237H255ZM255 239L252 240V243L250 242L251 245L249 243L250 247L253 245V243L255 244V242H254ZM61 240H62V238H61ZM188 240H189V238H188ZM214 240L211 239L207 243H209L210 241H211L210 243H212V241L214 243ZM259 240H260V238H259ZM44 242H45V240H44ZM24 243H25V241H23V244ZM56 243L59 244V242H56ZM144 243H141L139 245L140 247L142 246L143 250L146 249V244H144ZM239 243L240 242H238V245H239ZM60 244H62V243H60ZM49 245H51V244L49 243ZM102 245H103V243H102ZM202 246H204V244L202 245V243L200 241L199 247L202 248ZM53 247L54 246L52 244L51 248H53ZM58 247H60V246L58 245ZM252 248L253 247H251L249 249H252ZM14 249H15V247H14ZM149 249H150V247H149ZM196 249H197V247H196ZM7 250H9V249H7ZM16 250H17V248L15 249V251ZM20 250H22V248ZM45 250H46V248H45ZM151 250H152V248H151ZM26 251H27V249H24L23 251H20V252L18 250V253L15 254V252H14V254H15V256L20 255V256L24 257V256H26V253H27ZM191 251L192 250L190 249V252ZM0 252H1V248H0ZM7 253H9V254H5V256L6 255L7 256L6 257L4 256L3 258H7L8 256H10V258H11L10 260H12V257H14V254H10L11 253L10 251ZM41 253H39V255L37 253L34 254L33 259L34 258H37V259L40 258ZM44 253L46 254L47 251H45ZM162 258H163V256H162ZM99 260H98V263H99ZM209 262H210V260H209ZM255 262L256 261H254V262L252 261L253 264H255ZM13 263L6 261L5 264H13ZM217 263H219V262H217Z\"/></svg>",
	"mask_w": 264,
	"mask_h": 264
}]
</instances>
